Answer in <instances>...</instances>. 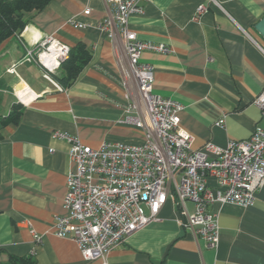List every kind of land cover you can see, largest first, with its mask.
Segmentation results:
<instances>
[{"label": "crops", "instance_id": "1", "mask_svg": "<svg viewBox=\"0 0 264 264\" xmlns=\"http://www.w3.org/2000/svg\"><path fill=\"white\" fill-rule=\"evenodd\" d=\"M217 1L220 6L211 0H146L144 13L130 18L140 41L167 48L143 51L141 62L153 66V91L182 104L181 126L193 136L194 149L208 142L225 147L264 127L254 103L264 93V38L256 30L264 0ZM201 5L206 11L195 18ZM115 13V4L105 0H51L0 45V117L14 103L23 105L20 122L0 135V264L13 257L83 264L76 241L56 234L76 163L70 144L55 132L78 136L92 148L105 141L144 142V131L126 122L136 87L118 26L115 38L99 27ZM45 35L70 50L84 44L91 54L68 87L52 78L57 88L38 64L20 63L26 47ZM13 66L15 72H8ZM21 83L32 92H18ZM211 208L219 214L217 248L183 226L178 208L168 202L159 220L111 249L109 264H264V183L252 206L215 202Z\"/></svg>", "mask_w": 264, "mask_h": 264}, {"label": "built area", "instance_id": "2", "mask_svg": "<svg viewBox=\"0 0 264 264\" xmlns=\"http://www.w3.org/2000/svg\"><path fill=\"white\" fill-rule=\"evenodd\" d=\"M105 1L115 4L116 13L99 27L115 38L113 27L118 26L136 87V96L129 97L126 122L144 131V142L105 141L92 148L78 136L54 133L70 144L69 155L76 163L67 178V213L55 219L56 234L76 241L83 264H109L111 249L159 220L161 210L172 202L182 217L180 223L207 246L217 248L219 214L211 206L219 202L246 208L255 203L264 183V127L257 126L248 139L231 140L225 147L208 142L194 149L193 136L181 126L182 104L153 91V66L141 62L145 50L167 51L162 44L140 41L130 27V18L144 13L146 0ZM205 11L199 6L195 18ZM69 55L68 45L45 35L26 47L20 63L38 64L44 77L61 88L51 75ZM8 72L14 73L15 66ZM254 103L264 116V93ZM210 178L215 185H210Z\"/></svg>", "mask_w": 264, "mask_h": 264}, {"label": "trees", "instance_id": "3", "mask_svg": "<svg viewBox=\"0 0 264 264\" xmlns=\"http://www.w3.org/2000/svg\"><path fill=\"white\" fill-rule=\"evenodd\" d=\"M51 0H0V45L9 37L20 34L29 23V15L44 9ZM91 60V54L84 44L71 48L69 58L61 65L58 74L52 78L62 87H68ZM23 105L14 103L11 112L0 117L1 129L9 124H18ZM8 264H36L34 258L13 257Z\"/></svg>", "mask_w": 264, "mask_h": 264}, {"label": "water", "instance_id": "4", "mask_svg": "<svg viewBox=\"0 0 264 264\" xmlns=\"http://www.w3.org/2000/svg\"><path fill=\"white\" fill-rule=\"evenodd\" d=\"M256 30L264 38V17L256 24Z\"/></svg>", "mask_w": 264, "mask_h": 264}, {"label": "bare ground", "instance_id": "5", "mask_svg": "<svg viewBox=\"0 0 264 264\" xmlns=\"http://www.w3.org/2000/svg\"><path fill=\"white\" fill-rule=\"evenodd\" d=\"M18 92H20V93L30 92L31 93L32 91H31V89L26 84L21 83V85L18 87Z\"/></svg>", "mask_w": 264, "mask_h": 264}, {"label": "rangeland", "instance_id": "6", "mask_svg": "<svg viewBox=\"0 0 264 264\" xmlns=\"http://www.w3.org/2000/svg\"><path fill=\"white\" fill-rule=\"evenodd\" d=\"M21 65H19V67H20ZM42 68V67H41ZM20 69H24L22 66L20 67ZM53 80V79H52ZM54 81V80H53Z\"/></svg>", "mask_w": 264, "mask_h": 264}]
</instances>
